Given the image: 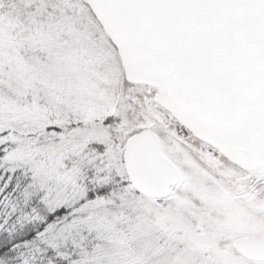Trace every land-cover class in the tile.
<instances>
[{"label": "snow or ice", "instance_id": "6c2138e0", "mask_svg": "<svg viewBox=\"0 0 264 264\" xmlns=\"http://www.w3.org/2000/svg\"><path fill=\"white\" fill-rule=\"evenodd\" d=\"M0 264H264V0H0Z\"/></svg>", "mask_w": 264, "mask_h": 264}]
</instances>
